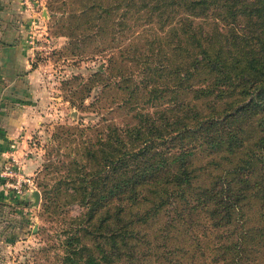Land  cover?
<instances>
[{
	"label": "trees",
	"instance_id": "16d2710c",
	"mask_svg": "<svg viewBox=\"0 0 264 264\" xmlns=\"http://www.w3.org/2000/svg\"><path fill=\"white\" fill-rule=\"evenodd\" d=\"M50 1L67 5L66 0ZM120 1L123 0H80L79 11L68 12L73 23L64 27L69 39L66 47L77 49L82 36L97 33L94 29L98 23L92 16H109ZM127 2V8L139 20L147 21L141 25L142 29L149 30L153 24L162 27L161 39L173 41L170 43L173 55L189 51L170 67L173 77L167 80L177 83L172 88L174 92L185 89L182 83L202 66L212 78L207 85L192 90L191 97H207L216 89L214 97L222 100V92L228 88L233 89L231 92L236 89L238 97L219 110L210 111L206 117L188 106L181 107L167 124L169 129L163 124L156 134L152 120L139 111L133 117L136 119L133 125L105 126L109 130L106 139L97 133L99 123L83 124L81 131L89 129L99 136L96 141L86 143L83 157L99 163L103 169L80 170L73 178L78 181L71 183L72 190L67 195L75 198L81 211L73 218L75 223L59 231L60 264H99L123 258L130 261L127 245L134 231L128 216L142 208L135 221L144 223L158 210L175 211L176 204L182 205V212L177 210L173 218L166 219L165 229L183 227L188 224L186 216L200 210L211 227L228 234L227 241L217 247L206 246L214 257L212 264H264V0ZM205 25L210 28L205 29ZM76 29H81L82 34ZM102 76L94 72L87 82L78 83L69 90L66 101L83 106ZM148 92L151 94L153 90ZM255 114L258 115L255 127L246 131L243 128L246 117ZM250 134L255 139L248 145ZM160 139L169 146L164 149L153 146ZM197 150L221 160L233 154L240 157L230 161L207 184L199 185L197 177L201 173L196 171L205 167L193 165ZM101 179H108V185H101ZM48 200L54 205L55 199ZM86 240L92 243L88 245ZM217 255L222 256L220 260H216Z\"/></svg>",
	"mask_w": 264,
	"mask_h": 264
},
{
	"label": "rangeland",
	"instance_id": "374dc122",
	"mask_svg": "<svg viewBox=\"0 0 264 264\" xmlns=\"http://www.w3.org/2000/svg\"><path fill=\"white\" fill-rule=\"evenodd\" d=\"M66 2L67 5L62 6L50 0H38L39 10L43 9V13L39 11L36 25L30 23L26 34L28 37L34 34V42L28 43L27 48L32 75L27 78L28 73L20 74V92L0 91V97L8 99L0 106V114L8 116V112H14L22 117L17 123L6 124L14 136L7 138L6 144L10 145L7 156L0 161V170L11 162L13 152L20 173L30 178L32 183L21 185L22 194L13 192L15 197L11 196L8 201L0 200V264H60L59 231L75 223L73 218L81 211L75 198L67 195L72 190L71 183L78 181L73 178L80 170L103 169L99 163L86 161L83 157L86 143L99 137L92 130L81 131L83 124L99 123L97 133H102L106 139L109 130L105 126L113 124L123 128L133 125L136 123L133 117L139 111L152 120L156 134L163 124L169 129L167 124L181 107L188 106L201 117H206L210 111L219 110L224 103L232 99L234 102L238 97L237 90L231 92L232 88L223 90L222 100L214 97L216 89L207 97H191L192 90L207 85L212 78V74L202 66L185 79L186 84L182 83L185 89L177 88L178 91L174 92L172 88L177 83L167 80L173 77V68L170 67H174L181 55L189 51L173 55L170 48L173 41L161 39L164 37L162 27L153 24L149 30L142 29L141 25L147 21L139 20L136 13L127 8V0L120 1L109 16L99 18L93 15L92 19L98 23L94 29L97 33L82 36L78 45L75 44L77 49L67 48L69 39L64 27L73 23L68 12L79 11L81 3L80 0ZM76 32L82 34L81 29H76ZM101 51L105 54L99 55ZM135 55L138 57L134 58ZM94 72L103 76L99 78L100 84L95 85L85 98L83 106L77 107L66 101L69 90L77 87L78 83L87 82ZM106 82L109 85L103 86ZM149 89L153 90L151 94ZM257 117V114L246 117L243 128L250 131L255 127ZM163 139L154 141L153 146L162 149L169 146ZM254 139L255 135L250 134L246 143L250 145ZM224 157L221 160L218 156L197 150L193 165L205 167L196 171L201 173L197 177L199 185L207 184L211 177L240 155ZM219 162L222 164L217 166ZM27 163H32L33 167L26 175L23 167ZM79 163L85 166L80 168ZM108 183V179L100 180L101 185ZM94 185L97 187L98 183ZM58 189L60 192H56ZM30 190L39 193L37 205H31ZM50 197L55 199L54 205L50 204ZM175 207V211L169 208L171 212L169 209L158 210L144 223L135 221L142 208L135 209V213L127 218L134 231L127 245V255L131 260L123 258L99 264H212L214 257L208 248L226 242L228 234L225 230L211 227L200 210L195 215L186 216L188 224L183 227L165 229L166 219L173 218L177 210L182 212L181 204ZM236 238L235 235L233 239ZM85 242L88 245L92 243ZM215 257L220 260L222 256Z\"/></svg>",
	"mask_w": 264,
	"mask_h": 264
},
{
	"label": "crops",
	"instance_id": "0c3cea01",
	"mask_svg": "<svg viewBox=\"0 0 264 264\" xmlns=\"http://www.w3.org/2000/svg\"><path fill=\"white\" fill-rule=\"evenodd\" d=\"M37 2L38 0H0V91L8 89L12 93L20 92L22 80L20 74L28 73L27 78L32 75L33 69L29 65L27 49L29 37L26 34L30 29V23L32 24L37 18L39 11L43 13V9L39 10ZM31 93L30 89L29 94ZM7 100V97H0V106ZM8 114L10 115L0 114V137H2L0 138V161L8 154L7 149L10 145L6 144L8 139L14 136L13 130L6 127V124L17 123L22 118L18 113L8 112ZM17 150L19 151V148ZM10 156H13V152ZM32 167V163L24 165L26 172L24 173L29 174ZM11 196L15 197L13 191L5 189L0 179V200L8 201Z\"/></svg>",
	"mask_w": 264,
	"mask_h": 264
},
{
	"label": "built area",
	"instance_id": "2783aa9c",
	"mask_svg": "<svg viewBox=\"0 0 264 264\" xmlns=\"http://www.w3.org/2000/svg\"><path fill=\"white\" fill-rule=\"evenodd\" d=\"M36 22L37 21L35 19L32 24L35 26ZM33 32H37V30H33ZM33 38L34 34H31L28 39L29 44L34 42ZM0 179L2 180V184L5 189L11 190L18 195L22 194V184H32L30 178L25 177L20 173L18 161L13 156H11V162L5 164L0 170Z\"/></svg>",
	"mask_w": 264,
	"mask_h": 264
},
{
	"label": "water",
	"instance_id": "95a60500",
	"mask_svg": "<svg viewBox=\"0 0 264 264\" xmlns=\"http://www.w3.org/2000/svg\"><path fill=\"white\" fill-rule=\"evenodd\" d=\"M29 196L33 199V203L31 205H37L38 200H39V193H38V191L30 190L29 191Z\"/></svg>",
	"mask_w": 264,
	"mask_h": 264
}]
</instances>
